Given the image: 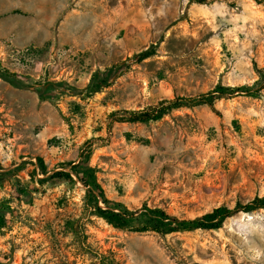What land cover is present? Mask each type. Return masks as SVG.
<instances>
[{
  "label": "rangeland",
  "instance_id": "obj_1",
  "mask_svg": "<svg viewBox=\"0 0 264 264\" xmlns=\"http://www.w3.org/2000/svg\"><path fill=\"white\" fill-rule=\"evenodd\" d=\"M0 0V264H264V209L218 230L161 234L108 224L85 187L39 182L94 143L91 164L106 195L131 209L161 207L192 218L264 195V89L119 122L218 84L240 86L264 67V0ZM155 55H133L157 43ZM119 66L109 85L97 72ZM49 82L41 99L35 87ZM54 82L62 83L57 89ZM98 89V90H97ZM99 202L102 206L103 200Z\"/></svg>",
  "mask_w": 264,
  "mask_h": 264
},
{
  "label": "trees",
  "instance_id": "obj_2",
  "mask_svg": "<svg viewBox=\"0 0 264 264\" xmlns=\"http://www.w3.org/2000/svg\"><path fill=\"white\" fill-rule=\"evenodd\" d=\"M200 2H203L200 0ZM157 43H152L147 48L133 55L136 61H141L151 57L157 52ZM119 66H113L106 71L97 72L95 80L92 82L97 88L107 86L113 77L119 73ZM257 79L253 84H243L240 86L218 84L209 92L194 96H179L172 100L162 101L158 106L146 109H124L115 111L112 116L119 122H148L160 120L170 110L196 104H207L214 112L219 113L216 106V100L231 96L237 92H245L258 96L264 89V67L254 65ZM0 78L10 82L16 88L28 89L34 85L24 83L17 78L14 72L7 68H0ZM49 82L41 83L40 87H35L41 99H46L49 94ZM57 89L62 88V83H53ZM98 90V89H97ZM94 143L91 140L85 141L81 146L79 155L74 160H66L57 164L53 170L48 169V165L42 157H38L37 163L32 174L43 175L39 182L44 184L49 182L51 186L59 183H68L75 185L80 182L85 187V198L91 208V213L102 218L108 224L137 232L153 231L161 234L172 233L176 231H190L195 229H220L225 220L233 215L243 211L252 213L259 209H264V195L255 196L248 202L237 201L233 207L221 205L213 208L211 211L192 218H180L168 213L161 207H147L131 209L122 202L110 199L98 180V169L91 164ZM12 169L4 167L0 162V180L10 176ZM102 198V206L99 198ZM100 264H118L116 261L106 255L101 257Z\"/></svg>",
  "mask_w": 264,
  "mask_h": 264
}]
</instances>
